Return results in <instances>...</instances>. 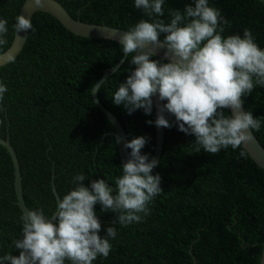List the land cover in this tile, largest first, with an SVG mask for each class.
I'll list each match as a JSON object with an SVG mask.
<instances>
[{"label": "trees", "instance_id": "16d2710c", "mask_svg": "<svg viewBox=\"0 0 264 264\" xmlns=\"http://www.w3.org/2000/svg\"><path fill=\"white\" fill-rule=\"evenodd\" d=\"M81 22L127 30L143 13L132 0H56ZM25 0H0V17L8 21L4 53L12 44L15 17ZM189 0H166L167 9L183 11ZM228 22L223 35L242 34L248 28L264 48V4L256 0H209ZM32 29L19 55L0 67L7 92L0 100V138L9 137L18 159L22 192L29 210L41 207L49 214L55 198L71 187V176L82 172L91 179L120 174L122 164L113 126L96 107L91 88L104 70L121 59L117 42L80 37L53 16L36 12ZM127 63L109 75L97 91L99 102L122 125L128 141L143 136L142 154L154 156L155 119L137 110L127 114L112 103L111 93L127 76ZM245 111L264 116V88L254 87L242 97ZM169 122L174 117H167ZM253 134L264 148V122ZM173 126L164 128L160 158L153 174L161 177L162 191L140 222L117 226L107 257L93 264H258L264 243V171L240 148L216 154L203 152ZM85 186L89 181L83 182ZM100 217L101 235L115 223L110 212ZM22 212L16 204L13 169L0 146V255H18L12 241L20 235ZM223 217V218H222ZM201 223V224H200Z\"/></svg>", "mask_w": 264, "mask_h": 264}, {"label": "clouds", "instance_id": "9594fccd", "mask_svg": "<svg viewBox=\"0 0 264 264\" xmlns=\"http://www.w3.org/2000/svg\"><path fill=\"white\" fill-rule=\"evenodd\" d=\"M132 2L146 18L119 37V63L129 67L110 95L112 103L122 105L129 115L137 110L151 115L156 97L163 102L161 114L146 124L169 128L174 123L178 131L194 137L193 143L205 153L240 148L239 155L244 156L243 148L264 122V116L242 110V97L254 87L264 88V48L248 28L242 34L223 35L228 22L209 0H189L183 11L167 9V22L161 19L166 0ZM28 3L36 7L41 0ZM12 28L18 34L32 25L19 14ZM7 32L8 21L0 17V47L6 43ZM160 49L162 56L157 55ZM98 87L93 85L91 94ZM6 92L0 82V100ZM169 116L174 117L172 123ZM146 142L143 136L124 142L123 148L130 150L128 158L111 183L76 172L71 187L49 214L41 207L26 210L20 217V235L12 241L18 255L4 253L0 264H93L98 256L107 257L117 226L142 221L162 191L160 175L153 174L156 159L141 153ZM96 205L115 216L103 235ZM257 260L264 264V252Z\"/></svg>", "mask_w": 264, "mask_h": 264}, {"label": "water", "instance_id": "95a60500", "mask_svg": "<svg viewBox=\"0 0 264 264\" xmlns=\"http://www.w3.org/2000/svg\"><path fill=\"white\" fill-rule=\"evenodd\" d=\"M264 4V0H256ZM36 12H44L51 16H53L66 30L71 32L74 35L85 37V38H92V39H104V40H111L118 43L119 37L125 30H121L118 28L105 26V25H96V24H89L85 22H81L79 20L73 19L67 11L62 7V5L57 2L56 0H41V4L39 6L33 7L31 3H28V0H25L24 4L22 5L19 14L25 16L31 21L32 16ZM29 30L21 33H16L14 31V37L11 46L2 54H0V67L4 66L11 61H13L21 52L26 42ZM163 49L158 51V56L163 55ZM118 67L120 63L117 64ZM116 65V66H117ZM116 70L118 67H116ZM114 69V68H113ZM111 70H104L102 73L101 78L94 84L99 85L95 93L91 94L92 100L95 103L96 107L100 110V112L109 120L111 125L113 126V136L115 141L119 138L120 143H116V148L118 155L120 157L121 162H126L128 158V152L130 150L124 149L123 144L124 142L128 141L126 138L125 131L119 121L99 102L97 98V91L101 87L102 83L109 77L110 74L114 73L115 71ZM154 108H155V118L160 113V108L162 107L163 102L159 101L158 98L154 97ZM242 110L244 106L242 104ZM253 139L250 143H248L244 150L248 154V156L253 160V162L264 171V148L261 146L257 138L254 134ZM164 139V127H155V150H154V158L158 162L163 145ZM0 146L3 147L9 158L11 160L12 169H13V186L14 192L16 197V204L19 207L22 214L29 210L25 204V200L23 197L22 192V178L19 169V163L17 156L13 147L9 142V137L7 136L5 139L0 138ZM54 176L52 175L51 180V189L54 195L55 201L59 198L58 194L56 193L55 186L53 184ZM264 246V243L262 244ZM262 252H264V247H262Z\"/></svg>", "mask_w": 264, "mask_h": 264}, {"label": "bare ground", "instance_id": "6f19581e", "mask_svg": "<svg viewBox=\"0 0 264 264\" xmlns=\"http://www.w3.org/2000/svg\"><path fill=\"white\" fill-rule=\"evenodd\" d=\"M223 218V217H222ZM201 224V223H200Z\"/></svg>", "mask_w": 264, "mask_h": 264}]
</instances>
